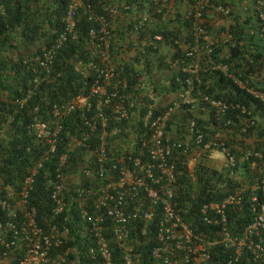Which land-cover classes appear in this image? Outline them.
Segmentation results:
<instances>
[{"label": "trees", "instance_id": "16d2710c", "mask_svg": "<svg viewBox=\"0 0 264 264\" xmlns=\"http://www.w3.org/2000/svg\"><path fill=\"white\" fill-rule=\"evenodd\" d=\"M210 1L230 5L233 11L230 18L224 16L222 23L218 16L203 10L200 25L212 44L210 53L203 56L207 67L194 76L184 68L189 62L186 53L196 44L192 28L195 0H81L82 5L73 17V30L67 27L72 0H0V179L19 191L27 176L36 170L26 207L35 210L37 223L46 233L54 225L69 229L63 247L53 246L52 255L67 248L69 261L77 258L75 264L97 263L91 257L93 234L84 209L94 217L89 203L109 181L119 180L122 167L134 169L139 166L138 160L145 166L151 161L149 150L154 130L145 118L152 107V117L168 111L172 104L158 108L159 97L165 92L186 91L189 77L194 80L193 96L200 97L204 105L205 95L228 105L223 115L214 110L206 125L220 128L228 119L237 127L240 138L232 140L228 148L236 162L233 176L228 169L217 171L203 166L195 182L187 175L186 146L171 147L166 161L174 163L178 172L176 207L196 232L211 239L214 228L202 220V204L220 201L228 191L246 187L244 201L232 211L230 223L239 233L254 220L252 194L264 200L262 191L252 190L264 175V100L257 95H264V23L260 16L264 2ZM180 5H185L183 13L177 10ZM112 6L118 9L117 18L110 12ZM92 12L98 15L97 19ZM102 25L106 26L110 42L108 61L116 68L109 85L103 74L107 70L105 63L95 52L96 45L103 48L102 34L93 39L90 34L92 29L101 30ZM148 34H162L167 47L162 51L149 44ZM97 41L101 44H95ZM198 43L202 47L206 40L199 38ZM97 85H104L105 95L93 93ZM77 98H86L87 103L55 115L57 107ZM192 105L181 106L188 110ZM101 114L106 119L105 135ZM253 120L255 124L251 125ZM38 122H46L54 131L58 124L55 152L50 151L46 137L38 136ZM169 126L170 122L167 129ZM203 132L205 141H210L214 132L208 127ZM130 137L134 142L129 149L121 139ZM102 140L105 143L100 147ZM91 153L87 164L94 168L93 173L79 174L78 182L71 183L64 192L67 205L56 213L52 189L60 180V170L65 177L69 176L70 168L81 169V163ZM102 154L108 155L103 160V172L98 162ZM62 155L67 157L65 168ZM150 185L161 190L158 183L150 181ZM140 200L139 195L135 201ZM129 207L133 208L134 203L130 202ZM154 210L150 223L136 219L131 224L143 264L153 263L151 250L158 242L157 227L164 213L162 202ZM111 221L108 217L107 223ZM107 237L114 264H124L122 250L111 240L109 229ZM215 248V264H222L225 252L221 245ZM22 256V252L18 253L11 264H19ZM251 262L245 258L242 264Z\"/></svg>", "mask_w": 264, "mask_h": 264}, {"label": "built area", "instance_id": "2783aa9c", "mask_svg": "<svg viewBox=\"0 0 264 264\" xmlns=\"http://www.w3.org/2000/svg\"><path fill=\"white\" fill-rule=\"evenodd\" d=\"M197 0L201 8L205 6L207 0ZM264 0H259L258 3H263ZM82 5L81 0H72L70 4L67 27L73 30L75 22L73 17L79 6ZM88 7H90L88 5ZM204 9V8H203ZM202 9V10H203ZM202 10L196 14L197 18L202 17ZM218 12L224 15H230L232 10L230 7L219 5L216 7ZM117 10L113 9L112 13ZM264 23V12L260 15ZM194 34L196 36V44L194 49L187 52L186 56L190 57L195 51L201 48L205 49L206 53H210L212 40L206 34V30L200 25L199 20L194 22ZM91 38L97 34H102L100 37L103 45L102 59L108 58L109 44L105 39L106 26L102 25L98 32L92 29ZM206 40V44L200 47L198 39ZM149 43L154 44L162 40L160 36L154 39L148 36ZM147 40V41H148ZM99 41L95 44H101ZM94 45V44H93ZM97 48H100L96 45ZM194 51V52H193ZM197 64H190L187 67L189 73H195ZM227 70V67H223ZM116 68L110 66L103 71L105 78L108 80L113 76ZM189 87L184 92L177 93L172 107L163 114L153 116V107L146 116V121L151 124L154 130L152 145L149 150V163L141 165L139 160L138 167L134 169H122V177L120 180L111 181L98 194L97 198H93L92 203L88 206L94 211L95 216L92 217L89 210L84 209V215L88 220L89 228L93 234V244L90 246L91 257L96 261L95 264H114L113 250L110 245V239L107 237V230H110L111 240L118 244L122 250V260L124 264H143L141 252L137 250V238L132 235L131 223L133 220L141 218L145 221H150L153 218L154 205L162 202L164 205V213L157 227V244L152 248L151 254L152 264H215L216 246L221 245L225 252V258L222 264H242V261L250 258L251 264H264V200L260 199L256 193L252 194L251 205L255 212L254 220L246 225L241 232H237L235 227L231 225V213L236 207L243 203L245 188H239L234 191H228L220 201L206 202L200 208V215L204 223L209 227L214 228V236L209 239L206 234L196 232L195 228L186 222L180 215L175 202L174 189L168 187L165 182H173L176 178V171L173 165H168L166 157L171 154V146L168 144L166 137V127L169 116L173 109L180 102L193 103L194 100H188L187 96L192 94L194 89L192 86L193 79L188 78ZM241 86H245L243 81L238 80ZM194 84V83H193ZM192 86V87H191ZM93 93L105 95L104 85L93 87ZM118 90L115 89L113 94L116 96ZM259 95L264 100V95ZM200 106L205 109L212 108L217 114L223 115L228 109V105L223 100H217L211 96L205 95L202 97ZM86 98H77L67 103L64 110L69 112L75 107L85 105ZM102 103L98 104L101 107ZM192 107V106H191ZM59 110V108H56ZM189 110V109H188ZM57 124V123H56ZM251 125L255 121H251ZM101 125L103 134L105 135L106 119L101 114ZM232 125V122L227 119L225 126ZM199 123L196 119H192L188 127L191 132H196L193 137L196 144L201 145L204 142V134L199 129ZM46 122H38L36 131L39 137H46L50 146V151H56L55 132ZM117 129L114 130V133ZM100 147L105 143L101 141ZM211 145L205 143L204 148L207 150ZM226 153L225 165L231 171L235 169V159L228 153L226 148L223 149ZM92 154V153H91ZM90 154V155H91ZM89 155V156H90ZM88 156V157H89ZM107 155L102 154L98 157L99 170L104 171L103 160ZM90 158V157H89ZM88 158V159H89ZM67 157L61 156V164L64 165ZM97 160H95V165ZM61 168V167H60ZM36 169V168H35ZM94 168L90 167L87 162L81 166V173L90 176ZM158 170V171H155ZM36 170L32 172L24 182L21 190L4 183L0 179V264H11L17 258V254L22 252L19 264H75L74 261H69L67 255L68 249L63 252H58L57 255H52L51 248H62L65 239L68 236L69 229L67 227L59 228L54 225L50 233H46L40 227L36 220V212L33 209L27 208L28 199L32 189V182ZM60 170V180L53 184L52 197L56 202L55 212L58 213L67 205L64 192L68 187L66 177ZM70 169L68 174L72 173ZM76 172V170H74ZM193 174V172H192ZM79 177L77 178V180ZM165 180V182H163ZM152 184H160L161 190L156 189ZM141 190L144 191L146 199L150 203V208H144L140 203L133 208L129 207V202L141 195ZM252 190H260L264 193V175L260 181H257ZM110 217L111 223H107ZM145 231V230H144ZM143 231V232H144Z\"/></svg>", "mask_w": 264, "mask_h": 264}, {"label": "clouds", "instance_id": "9594fccd", "mask_svg": "<svg viewBox=\"0 0 264 264\" xmlns=\"http://www.w3.org/2000/svg\"><path fill=\"white\" fill-rule=\"evenodd\" d=\"M199 1V0H198ZM202 1V0H201ZM204 1H206V0H204ZM203 1V2H204ZM195 2H196V6H195V11H194V18H195V21L196 20H199V23H200V20L202 19V17H203V10H208L209 12H208V14H214V12L215 13H217V14H221L222 16H225V17H228V18H230V16H231V14H232V12H231V14L230 15H224V14H222L221 12H218L217 10H216V7L217 6H219V5H223V6H227V7H230V5H227V4H218V5H215V4H212L211 3V1L210 0H207V3H205V6H203V8H201V4L199 5V3L197 2V0H195ZM182 5H180V7H181ZM185 6V5H184ZM87 7V9H89V7L88 6H86ZM179 7V8H180ZM231 8V7H230ZM113 9H116L117 10V12L114 14V13H112V10ZM203 9V10H202ZM180 13H183L184 12V10H185V8H184V10L182 11L181 9H177ZM199 10H202V17H200V18H197L196 17V14H197V12L199 11ZM231 10H232V8H231ZM233 11V10H232ZM110 12H111V14L114 16V18H117V16H119V12H118V9L116 8V7H111L110 8ZM92 17L93 18H98V15H96L94 12H92ZM220 20V19H219ZM194 21V22H195ZM221 21V20H220ZM194 22H193V25H194ZM222 22V21H221ZM115 23H117V21L115 22ZM114 23V24H115ZM222 23H224V22H222ZM113 24V25H114ZM112 25V26H113ZM174 26V28H175V24H173ZM192 25V28H193V32H194V26ZM113 28H115V26H113ZM195 35V34H194ZM148 36L149 37H151V38H155L156 36H160L161 38H162V40H160V41H157V42H155L154 44H151V43H149V44H151V45H153L154 47H158L157 46V43H165V41H164V38H163V35L162 34H158V35H155V36H152V35H150V34H148ZM147 36V37H148ZM196 37V36H195ZM105 39L107 40V42H108V44H109V48H108V53H109V55H110V42H109V39H108V36H107V29H106V35H105ZM165 46L167 47V45H166V43H165ZM195 46V45H194ZM93 48H95V46L93 45L92 46ZM194 49V48H193ZM192 49V50H193ZM103 50V48L101 49V48H97V46H96V49H95V52L98 54H100V56H101V59H102V51ZM102 51V52H101ZM206 50L204 49L203 50V48H201L200 50H198V51H195V53H193V55L192 56H190V57H188V56H186L187 58H188V60H189V62H187L186 63V65H185V68H184V70L186 71V72H188L187 71V67H188V65H190V64H193L194 62H193V58H194V56H195V54L196 53H198V52H203L204 54L206 53L205 52ZM194 52V51H193ZM187 54V53H186ZM203 56H205V55H203ZM202 56V57H203ZM108 58H109V56H108ZM108 58L107 59H105V60H103L102 59V61L105 63V66H106V68H108V67H110V66H113V63H106L107 61H108ZM204 58V57H203ZM195 64V63H194ZM223 67H226V66H222V69H223ZM203 69V68H202ZM201 69H197L196 71H195V73H189V74H191V75H193L194 74V76L200 71ZM224 70V69H223ZM225 72H228V69L227 70H224ZM112 77V76H111ZM111 77L107 80L106 78H105V80H106V84H108L109 85V80L111 79ZM169 92H165L164 94H168ZM163 96V95H162ZM171 103H173V102H171ZM65 105H67V104H65ZM65 105H63L62 106V108H59V107H57V108H59V110H55V115L56 116H59L61 113H63V112H67V111H65L64 110V106ZM170 105V104H169ZM166 106H168V104L167 105H165V106H160L159 104H158V108H160V109H162V108H164V107H166ZM157 108V107H156ZM171 108V107H170ZM169 108V109H170ZM146 120V119H145ZM167 124H168V122H167ZM233 125V124H232ZM232 125H230V126H232ZM230 126H228V127H230ZM226 127V126H225ZM170 132V131H169ZM195 131L194 132H191V134H192V136H191V140L189 141V142H180V143H177V142H173L170 138H168V129H167V127H166V137L168 138V144L172 147L173 145H175V144H177V145H184V146H186L185 147V153H186V155H187V157H186V165H187V172H188V176H189V178H191V180H193L194 182H195V180H196V178H197V176H198V173H200V171L201 172H203V166H205V167H209V168H212V169H215V170H217V171H222V170H225V169H228L227 167H226V165H225V161H226V158H225V156H226V153H225V151L223 150L224 148H226L227 149V147L228 146H226V145H223V144H218V142L216 141L215 143H213V141H214V139L213 138H211V140L210 141H205V136H204V142H203V144H201V145H198V144H196L195 143V141H194V139H193V137L195 136ZM204 134V133H203ZM134 140V138L133 137H131V140L130 141H128V143L130 142V146L128 145V148L130 149L131 147H132V143L134 142L133 141ZM211 142V145H210V147L207 149V150H205V148H204V144L205 143H210ZM215 145H217L218 146V148L224 153V158L222 159V160H224V163H223V161H222V163L220 164V165H216L214 162H215V160H218L216 157H215V151L213 152V148H214V146ZM193 146H194V148H193ZM197 149V150H204L205 152H202V153H207V152H211L210 153V155H208V157L207 158H202V156L201 155H199L198 154V152H194V149ZM229 148V147H228ZM228 150V153H229V149H227ZM221 152V153H222ZM171 153H172V150H171ZM93 154V153H92ZM92 154L90 155V154H88V155H86V157H85V161L84 162H88L89 160H90V158H91V156H92ZM90 155V156H89ZM217 155V154H216ZM90 158H89V157ZM108 156V155H107ZM89 158V159H88ZM168 158V157H167ZM84 162H82L81 164L83 165L84 164ZM167 164L168 165H173L174 167V170L176 171V178H175V180L173 181V182H165V180L163 181V182H165V184H167L168 185V187H171V188H173L174 189V192H175V189H176V185H175V182H177V175H178V172H177V170H176V166H175V164L174 163H168L167 162ZM115 167V166H114ZM70 169H72L73 171L74 170H76V176H78L79 178H80V175L79 174H81L82 175V173H81V169H77V168H75V169H73V168H70ZM122 169H127V168H124V167H122L121 169H120V172H121V170ZM192 172H193V174H192ZM228 173H229V175L230 176H233L234 175V173H235V170L231 173V171H229V169H228ZM69 175V174H68ZM91 176V175H90ZM121 177H122V173H121ZM121 177L119 178V180L121 179ZM2 180V179H1ZM79 180V179H78ZM78 180H76L75 182H78ZM74 182V183H75ZM111 181H109V183H110ZM107 185V184H106ZM105 185V186H106ZM70 185L68 184V187H69ZM141 195H140V197H141V200L140 201H138V202H136L135 201V199L137 198H135V199H133V201H132V203H134V206H137L138 204H142L143 205V203H144V208H150V206H149V202H148V200L146 199V196L145 195H143L144 194V191H142L141 190ZM99 194H100V192H99ZM129 204H130V202H129ZM154 207H155V205L151 208L152 210H153V218H154V214H155V210H154ZM153 218L149 221H145V220H142L141 218H138V220H142L145 224H148V223H150L152 220H153ZM136 220V219H135ZM161 220V219H160ZM160 222V221H159ZM132 224V223H131ZM131 230H132V225H131ZM145 230V226L143 227V229H142V231H144ZM145 232L146 231H144L143 232V234H145ZM107 235V234H106ZM137 250H138V246H137Z\"/></svg>", "mask_w": 264, "mask_h": 264}, {"label": "rangeland", "instance_id": "374dc122", "mask_svg": "<svg viewBox=\"0 0 264 264\" xmlns=\"http://www.w3.org/2000/svg\"><path fill=\"white\" fill-rule=\"evenodd\" d=\"M185 6L182 5L179 9H181L182 11L184 10ZM214 14L216 16L219 17V19L224 22L225 17L222 16L221 14H217L214 12ZM116 26V23L113 25ZM157 46L163 51L165 49V43H157ZM204 55L203 52H198L195 54L194 58H193V62L195 64H197V69H202V68H206L207 64L204 62V58L202 57ZM106 63H111L109 61H107ZM176 68V67H173ZM161 74H167V72H159ZM168 76V75H167ZM166 76V78H167ZM175 94H163L162 97H159V105L160 106H165V105H169L171 104V102L173 101H178L175 100ZM188 100H194L193 101V105L192 107L187 110L185 108H183V104H188V103H184V102H180V104L173 109V111L171 112V115L169 116V120L168 122H170V126L168 127V138H170L173 142H189L191 140V131L188 127L189 122L192 119H196L198 122H200V126L199 129L203 132V128L204 127H208L210 128L213 132L214 135H211V137L214 139L213 143H215L216 141L218 142V144H229L228 147L232 144L231 141L232 140H236L240 138V133L235 129L237 127H225V126H221L220 128H216L213 124H210L209 126L206 125L205 122H208L209 120L211 121V113L213 112L212 108H208V106L205 107V109H203L202 106H200V97L196 98V95L193 96V94H190L187 96ZM203 125V126H202ZM170 131V132H169ZM204 133V132H203ZM123 145H125L126 147L128 146V141L131 140V137L128 139H121ZM227 147V149H228ZM194 148V146H193ZM213 152L215 153V155L217 154V156H224V153L218 148L217 145L214 146L213 148ZM194 152H198L199 155L202 156V158H207L208 155H210L211 152H207V153H202L205 152L204 150H197L196 148L194 149ZM222 152V153H221ZM76 172H72L69 174V176L66 177V182L67 184H71L74 183L78 176H76Z\"/></svg>", "mask_w": 264, "mask_h": 264}, {"label": "crops", "instance_id": "0c3cea01", "mask_svg": "<svg viewBox=\"0 0 264 264\" xmlns=\"http://www.w3.org/2000/svg\"><path fill=\"white\" fill-rule=\"evenodd\" d=\"M215 157L218 159V160H215V162H214L216 165H220L222 163V161L224 163V160H222L224 158L223 156L215 155Z\"/></svg>", "mask_w": 264, "mask_h": 264}]
</instances>
